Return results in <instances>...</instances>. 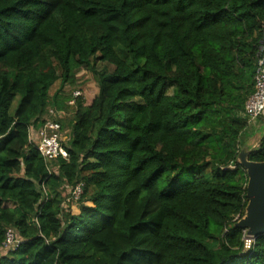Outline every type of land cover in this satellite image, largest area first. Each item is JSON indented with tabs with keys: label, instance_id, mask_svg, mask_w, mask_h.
Returning a JSON list of instances; mask_svg holds the SVG:
<instances>
[{
	"label": "trees",
	"instance_id": "16d2710c",
	"mask_svg": "<svg viewBox=\"0 0 264 264\" xmlns=\"http://www.w3.org/2000/svg\"><path fill=\"white\" fill-rule=\"evenodd\" d=\"M263 45L264 0H0V244L20 237L0 264H264V233L235 226ZM82 67L88 104L65 91ZM71 99L49 172L28 129Z\"/></svg>",
	"mask_w": 264,
	"mask_h": 264
},
{
	"label": "built area",
	"instance_id": "2783aa9c",
	"mask_svg": "<svg viewBox=\"0 0 264 264\" xmlns=\"http://www.w3.org/2000/svg\"><path fill=\"white\" fill-rule=\"evenodd\" d=\"M79 92H73V96ZM73 104V99L68 101ZM244 114L248 117V122L253 121L257 117L264 114V45L261 47L260 56L257 59L256 69L254 74L253 91L247 97L244 103ZM60 117V111L48 109L47 115L43 118L41 127L28 129V138L33 142L36 150L43 158L49 172L52 171L50 162L61 156L64 159L68 158V152L63 146L65 137L60 133V123L56 118ZM82 182L75 183L70 187L69 199L78 200L82 193ZM44 196L46 190L43 188ZM20 237L13 228H7L4 239L0 244V251L6 253L12 251L20 242Z\"/></svg>",
	"mask_w": 264,
	"mask_h": 264
},
{
	"label": "water",
	"instance_id": "95a60500",
	"mask_svg": "<svg viewBox=\"0 0 264 264\" xmlns=\"http://www.w3.org/2000/svg\"><path fill=\"white\" fill-rule=\"evenodd\" d=\"M248 153L242 148L238 155L247 175V204L244 216L236 221L235 226L244 229L246 238H251L264 233V161H250Z\"/></svg>",
	"mask_w": 264,
	"mask_h": 264
},
{
	"label": "rangeland",
	"instance_id": "374dc122",
	"mask_svg": "<svg viewBox=\"0 0 264 264\" xmlns=\"http://www.w3.org/2000/svg\"><path fill=\"white\" fill-rule=\"evenodd\" d=\"M97 68H102L103 66H105V63L103 62H98L96 64ZM111 68V67H110ZM76 76H77V82H75L72 86H67L65 87V91L66 93H73L75 91H78L79 94L78 95H81L83 98H84V101L86 104H88L91 100V98H93L96 93H97V90H98V86H97V82H96V79L95 77L88 71L86 70L84 67H82L81 69H79L77 72H76ZM16 102H14L15 104ZM69 104V103H68ZM54 109L55 111H60V117H57L56 118L60 121H63V123H65L66 125L68 124L66 121L69 120L70 116H72L73 114V109H74V105L73 104H70L68 105L67 108H60V109H56V108H53V107H47L46 109ZM45 115H47V112L45 113ZM260 121V118L257 119V121L255 120L254 123L255 126H258V123ZM253 122V121H252ZM261 122V121H260ZM253 127V128H254ZM252 128V127H251ZM67 129L65 128V131ZM250 133V132H248ZM252 135H254L255 133V130L251 131ZM67 134V132H66ZM256 135H254V137L252 138V141L253 142H257V133H255ZM65 135V134H64ZM72 185H69L67 183H64L62 185V188L61 190L63 191V194L65 197L64 199V208H67L68 206H71V207H74L75 204L77 203V200H70L69 199V189ZM248 241L249 239L246 238V244H248ZM247 247V245H246ZM0 254H2V252L0 251Z\"/></svg>",
	"mask_w": 264,
	"mask_h": 264
},
{
	"label": "crops",
	"instance_id": "0c3cea01",
	"mask_svg": "<svg viewBox=\"0 0 264 264\" xmlns=\"http://www.w3.org/2000/svg\"><path fill=\"white\" fill-rule=\"evenodd\" d=\"M254 126H255V124L253 125V127H254ZM253 127H252V128H253ZM252 138H253L252 136H251V137L249 136L250 141L247 140V141L245 142V145H246V146L243 147V148H249V147H251L252 145H254V144L256 143V142H253V141H252Z\"/></svg>",
	"mask_w": 264,
	"mask_h": 264
},
{
	"label": "clouds",
	"instance_id": "9594fccd",
	"mask_svg": "<svg viewBox=\"0 0 264 264\" xmlns=\"http://www.w3.org/2000/svg\"><path fill=\"white\" fill-rule=\"evenodd\" d=\"M249 239V238H248ZM7 253V252H6Z\"/></svg>",
	"mask_w": 264,
	"mask_h": 264
}]
</instances>
